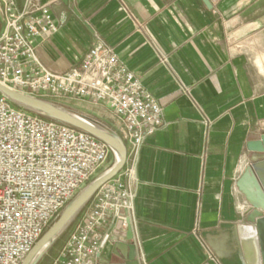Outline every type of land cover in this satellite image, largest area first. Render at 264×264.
Returning <instances> with one entry per match:
<instances>
[{"label":"crops","instance_id":"crops-1","mask_svg":"<svg viewBox=\"0 0 264 264\" xmlns=\"http://www.w3.org/2000/svg\"><path fill=\"white\" fill-rule=\"evenodd\" d=\"M207 1L31 0L62 23L36 41L47 68L76 67L100 42L162 105L164 124L135 162L137 264H244L236 227L250 208L237 181L264 158L246 148L264 133V0ZM54 102L120 134L102 103ZM126 230L115 219L98 229L95 264H129L114 252Z\"/></svg>","mask_w":264,"mask_h":264},{"label":"built area","instance_id":"built-area-1","mask_svg":"<svg viewBox=\"0 0 264 264\" xmlns=\"http://www.w3.org/2000/svg\"><path fill=\"white\" fill-rule=\"evenodd\" d=\"M0 83L49 101L63 97L106 105L127 146L124 168L95 193L51 264H95L98 229L111 219L127 227L134 208L135 162L145 139L163 124V108L112 48L95 43L76 67L54 72L36 41L56 33L48 4L0 0ZM113 151L94 136L16 107L0 93V264H21L45 229Z\"/></svg>","mask_w":264,"mask_h":264},{"label":"water","instance_id":"water-1","mask_svg":"<svg viewBox=\"0 0 264 264\" xmlns=\"http://www.w3.org/2000/svg\"><path fill=\"white\" fill-rule=\"evenodd\" d=\"M203 1L209 7L208 1ZM0 93L13 104L27 111L67 124L94 136L107 144L115 154L113 165L89 182L67 203L58 218L39 237L21 262V264H37L99 188L124 168L127 161V146L114 130L55 102L25 94L2 83H0ZM246 148L250 152L264 154V133L258 139L247 141ZM237 187L250 208L246 223L238 224L236 227L244 264H264V158L251 161L247 165L237 181ZM126 223L127 243L117 242L114 252L122 255L129 264H137L135 246L132 243L133 229L129 217H127ZM120 244L126 248V255L121 252Z\"/></svg>","mask_w":264,"mask_h":264},{"label":"rangeland","instance_id":"rangeland-1","mask_svg":"<svg viewBox=\"0 0 264 264\" xmlns=\"http://www.w3.org/2000/svg\"><path fill=\"white\" fill-rule=\"evenodd\" d=\"M50 100V99H49ZM52 102H54V99H52ZM24 109V108H22ZM25 110V109H24ZM115 162V154L112 152L111 155L108 158V161L106 163L107 168H110L113 163ZM104 171H102L100 174H102ZM77 194V193H76ZM88 206H86L83 210H85ZM82 211H80L76 217L70 222V224L65 228V230L60 234V236L56 239V241L53 243V245L44 253V255L42 256V258L40 259V261L37 264H51L53 259L55 258V256L58 254V252L60 251V249L62 248L65 240L68 237V234L70 233V231L72 230L74 224L78 221V219L80 218ZM61 213V212H60ZM60 213L57 215V217L50 223V225L58 218V216L60 215ZM49 225V226H50ZM48 226V227H49ZM48 227L45 229V231L48 229ZM44 231V232H45ZM43 232V233H44Z\"/></svg>","mask_w":264,"mask_h":264},{"label":"trees","instance_id":"trees-1","mask_svg":"<svg viewBox=\"0 0 264 264\" xmlns=\"http://www.w3.org/2000/svg\"><path fill=\"white\" fill-rule=\"evenodd\" d=\"M15 105V104H14ZM16 107H19V106H17V105H15ZM19 108H21V107H19ZM33 113V112H32ZM34 114H36V113H34ZM37 115H39V114H37ZM40 116V115H39ZM42 117V116H41ZM45 118V117H44ZM48 119V118H47Z\"/></svg>","mask_w":264,"mask_h":264}]
</instances>
